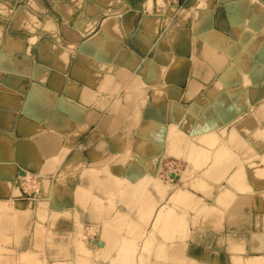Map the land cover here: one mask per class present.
Returning <instances> with one entry per match:
<instances>
[{"label":"crops","instance_id":"crops-1","mask_svg":"<svg viewBox=\"0 0 264 264\" xmlns=\"http://www.w3.org/2000/svg\"><path fill=\"white\" fill-rule=\"evenodd\" d=\"M163 1L0 0V264L83 249L115 264L122 247L119 264H140L141 244L114 240L157 200L163 161L185 160L169 152L175 126L217 132L195 162L203 183L186 180L207 204L188 214L180 258L264 264V0ZM225 187L227 204H212Z\"/></svg>","mask_w":264,"mask_h":264},{"label":"rangeland","instance_id":"rangeland-1","mask_svg":"<svg viewBox=\"0 0 264 264\" xmlns=\"http://www.w3.org/2000/svg\"><path fill=\"white\" fill-rule=\"evenodd\" d=\"M255 114H257V113H255ZM171 132H172V135L176 133L177 136L183 138L186 142L190 138L192 141L198 142V144H201V142H202L200 139H197V140L194 139V137L199 138V136H200L199 134L198 135L186 134L182 128L179 129L176 126L171 128ZM203 134H205V133H202V135ZM213 137H216V134H214ZM214 139H216V138H214ZM213 143L214 142L211 140V143L208 145L212 146ZM218 148L219 147H217V149ZM194 161L195 160H193L191 158L190 159L185 158V160H177L176 159V160H174V162H172L170 160H168V161L165 160L162 163L163 167H162L161 173H160V171H158L159 174L157 176H159V178H157V177L154 178V175H153L152 179L150 178L151 181H153V183L158 188V189L156 188L157 196L155 198L156 199L160 198L161 197L160 195L163 194V197L161 198V202H163V204H162L163 209L167 210L168 213L170 212V215L165 216L163 221H166L168 223V225L170 226V229H167V231L164 230V232L162 234H160L157 230L156 231L157 236L154 237L155 232H154V229L151 227H152V225H154L153 217L155 215V212L157 211V208H159V205L157 206V200L155 201L154 199H153L154 201H152V205L150 206V209L148 206V209L150 210V214L149 213H147V215L139 214L140 217L143 219V221L141 223H139V224L138 223H127V224H129L128 225V232L132 234V237H134L135 240L137 239L136 240L137 243H136V241L133 240V249H136V251H138L140 244L142 246V252L139 255H137V252H135V261L137 258V262H140V264H144L145 262H150L151 260L152 261L153 260L162 261L163 263H165V262L170 263L172 261H174V262L177 261L179 264H182V263L186 264L185 263L186 259H184V260L181 259L179 256V254H180L179 252H180V248L183 247L182 241H183V237L185 234L184 229L187 228L186 230H188V223H187V221L189 219L188 214L192 211V209H194L192 211V213H193L194 211L198 210L200 205L207 204L203 200L204 195H198L196 193H192L191 190H189V187L187 186V182H186L187 179H190L191 181L197 180V181H200L203 183V181L201 179L205 176V174H203L202 171L198 172V169H197V167L199 168V166L201 165V161H200V163H195L197 161H195V162ZM214 175L216 176V174H214ZM206 176H207V178L208 177L213 178V177L209 176V174H206ZM30 180H31L30 178L23 180L24 181L23 186L28 187L30 185V184H28V181H30ZM159 181H162V182H159ZM31 183H33V182H31ZM184 185H186V186H184ZM36 186L37 185H35V187ZM180 187L183 189H186L187 193L182 197H177V199L172 200L170 195L172 194L173 191H175L176 189H178ZM31 191H32V189L29 190L28 192H31ZM26 193H27V191H26ZM30 196L32 197L33 195H30ZM216 196H217V194L210 201L212 204H214V203L220 204L216 200ZM222 204L225 205V203H222ZM109 205L113 206L111 201L109 202ZM120 215H122V213ZM125 217H126V215L123 218H121V216H120V219H123V221H125ZM178 217H179V219H178ZM152 219H153V222H152ZM154 226L155 227L159 226L158 223H156V220H155ZM174 228L176 231L174 230ZM172 230H174V231H172ZM159 231L162 232L161 229H159ZM88 233H90V235H91V233H92L91 228H89ZM82 238H84V237L82 236ZM86 239H88V238H86ZM139 241H140V243H139ZM76 243H77V250L81 251L82 250V248H80L81 242H79L77 239ZM154 243H157L156 248L153 247ZM168 245H169V248H168ZM154 248H155V250H153ZM144 252H146V253H144ZM169 252H170V255H169ZM98 257L100 258V260L102 259V261L105 258L104 254L103 255L99 254ZM21 259L24 260V262L27 261L25 255H21ZM133 259H134V257H133ZM244 261L246 264L251 263L250 259H244ZM111 262H112V260H111ZM242 262H243L242 259L241 260L239 259L236 261V264H241ZM60 264H66V263H60ZM68 264H96V263L91 262L90 251L83 249L81 251V254L77 255L74 262L68 263ZM190 264H197V262H195L194 260H191Z\"/></svg>","mask_w":264,"mask_h":264},{"label":"bare ground","instance_id":"bare-ground-1","mask_svg":"<svg viewBox=\"0 0 264 264\" xmlns=\"http://www.w3.org/2000/svg\"><path fill=\"white\" fill-rule=\"evenodd\" d=\"M118 2V1H117ZM164 3H166L167 5H170L171 3L169 2H167V0H164L163 1ZM115 3V2H114ZM119 5H121V2H120V4ZM172 5V4H171ZM75 6V5H74ZM119 9V8H118ZM172 9V8H171ZM264 9V8H263ZM171 11V10H170ZM257 11H258V9H257ZM262 12V11H261ZM26 14V13H25ZM24 15V14H23ZM32 16V15H31ZM117 16V15H116ZM199 16V15H198ZM110 17V16H109ZM10 20V19H9ZM107 20V19H106ZM83 22H85V21H83ZM198 22V21H197ZM204 22H205V20H204ZM124 23V22H123ZM142 24H144V23H142ZM199 24V23H198ZM103 25V24H102ZM101 25V26H102ZM145 25H146V23H145ZM144 25V26H145ZM197 25V24H196ZM200 25V24H199ZM236 25V24H235ZM202 26V25H201ZM147 27V26H146ZM150 27V26H149ZM197 27H198V25H197ZM233 28V27H232ZM113 29V28H112ZM138 29V28H137ZM150 29V28H149ZM149 29H148V31H149ZM152 29V28H151ZM238 29V28H237ZM236 29V30H237ZM103 30V29H102ZM257 30V29H256ZM135 31V30H134ZM153 31H154V29H153ZM217 31V30H216ZM155 32V31H154ZM237 32V31H236ZM131 33V32H130ZM209 33V32H208ZM228 33V32H227ZM107 34V33H106ZM4 35V34H3ZM183 35H184V33H183ZM206 36V35H205ZM225 36H227V35H225ZM174 37V36H173ZM259 37H260V35H259ZM104 38H106V37H104ZM109 38V37H108ZM215 38V37H214ZM177 39V38H176ZM211 39V38H210ZM234 39V38H233ZM3 40V39H2ZM179 41H180V39H179ZM223 41V40H222ZM263 41V40H262ZM118 42V41H117ZM172 42V41H171ZM189 42V41H188ZM216 42H218V41H216ZM234 42V41H233ZM232 42V43H233ZM236 43V42H235ZM116 44V43H115ZM143 44V43H142ZM155 44V43H154ZM189 44H191V41H190V43ZM238 44V43H237ZM144 45H146L145 43H144ZM234 45V44H233ZM236 45V44H235ZM256 46H257V44H255ZM143 46V45H142ZM191 46V45H190ZM210 46V45H209ZM85 47V46H84ZM149 47H151V46H149ZM165 47V46H164ZM224 47V46H223ZM141 48V47H140ZM144 48V47H143ZM147 49H148V46L146 47ZM183 48V47H182ZM210 48V47H209ZM211 48H213L212 46H211ZM259 48V47H258ZM103 50V49H102ZM120 50V49H119ZM122 50V49H121ZM189 50V49H188ZM250 51V50H249ZM94 52V51H93ZM98 52V51H97ZM129 52V51H128ZM209 52V51H208ZM99 53V52H98ZM155 53H157V51L155 52ZM187 53V52H186ZM211 53V52H210ZM210 53H208V54H210ZM117 54V53H116ZM152 54V53H151ZM220 54V53H219ZM229 54H231V53H229ZM156 55V54H155ZM158 55V54H157ZM211 55V54H210ZM126 56V55H125ZM168 56V55H167ZM151 57V56H150ZM164 57V56H163ZM204 57V56H203ZM208 57V56H207ZM171 58V57H170ZM105 59H106V57H105ZM113 59V58H112ZM133 59V58H132ZM131 59V60H132ZM220 59V58H219ZM171 60V59H170ZM233 60V59H232ZM84 61V60H83ZM172 61V60H171ZM227 61V60H226ZM225 61V62H226ZM95 62V61H94ZM148 62V61H147ZM158 62V61H157ZM218 62V61H217ZM86 63V62H85ZM98 63V62H97ZM102 63H105V62H102ZM155 63V62H154ZM206 64V63H205ZM222 64V63H221ZM171 65V64H170ZM96 66V65H95ZM100 66V65H99ZM98 66V67H99ZM119 66V65H118ZM139 66V65H138ZM141 66V65H140ZM153 66V65H152ZM159 66V65H158ZM224 66V65H223ZM102 67V66H101ZM115 67V66H114ZM120 67V66H119ZM232 67V66H231ZM104 68V67H103ZM103 68H101V69H103ZM108 68V67H107ZM113 68V67H112ZM111 68V69H112ZM127 68V67H126ZM154 68V67H153ZM160 68V67H159ZM172 68V67H171ZM211 68V67H210ZM98 69H100V68H98ZM142 69V68H141ZM177 69V68H176ZM105 70V69H104ZM116 70V69H115ZM131 70V69H130ZM147 70V69H146ZM149 70H150V67H149ZM204 70H206V68L204 69ZM156 72H157V69H156ZM168 72V71H167ZM183 72V71H182ZM188 72V71H187ZM213 72V71H212ZM118 73V72H117ZM149 73H150V71H149ZM191 73V72H190ZM189 73V74H190ZM235 73H236V71H235ZM235 73H234V75H235ZM146 74V73H145ZM151 74V73H150ZM231 74V73H230ZM233 74V73H232ZM118 75V74H117ZM131 75V74H130ZM147 75V74H146ZM171 75V74H170ZM179 75V74H178ZM195 75V74H194ZM198 75V74H197ZM183 76H185V75H183ZM182 76V77H183ZM236 76H237V74H236ZM158 77V76H157ZM197 77V76H196ZM237 77H239V76H237ZM201 78V77H200ZM234 78V77H233ZM236 78V77H235ZM159 79V78H158ZM157 79V80H158ZM238 79V78H237ZM185 80V79H184ZM199 80V79H198ZM175 81V80H174ZM202 81V80H201ZM167 83H168V81H167ZM177 83V82H176ZM202 83H203V81H202ZM205 84H207V83H205ZM169 85V84H168ZM157 86V85H156ZM160 87V86H159ZM157 88V87H156ZM176 89V88H175ZM171 90V89H170ZM121 92V91H120ZM168 92V91H167ZM181 92V91H180ZM178 93V92H177ZM207 93H208V91H207ZM210 93V92H209ZM208 93V94H209ZM170 94V93H169ZM171 95H173V93L171 94ZM170 95V96H171ZM178 95V94H177ZM212 95V94H211ZM211 97V96H210ZM235 98V97H234ZM177 99V98H176ZM209 99V98H208ZM175 100V99H174ZM164 101V100H163ZM151 102V101H150ZM167 102V101H166ZM86 104V103H85ZM124 104V103H123ZM126 104V103H125ZM159 104V103H158ZM236 104H237V102H236ZM130 105V104H129ZM120 106V105H119ZM126 106V105H125ZM128 106V105H127ZM148 106V105H147ZM128 107H130V106H128ZM146 107V106H145ZM152 107V106H151ZM126 108V107H125ZM123 109V108H122ZM132 109V108H131ZM118 110V109H117ZM121 110V109H120ZM158 110V109H157ZM123 111V110H122ZM159 111V110H158ZM161 111V110H160ZM150 112V111H149ZM195 113H196V111H194ZM117 113V112H116ZM159 114H160V112H159ZM211 114V113H210ZM120 115V114H119ZM146 115V114H145ZM215 115V114H214ZM214 115H212V116H214ZM121 117V116H120ZM159 117H160V115H159ZM119 118V117H118ZM211 118V117H210ZM215 119V118H214ZM141 120V119H140ZM126 121H127V119H126ZM139 121V120H138ZM143 122H144V120H142ZM172 121H173V119H172ZM228 121V120H227ZM145 122H147V121H145ZM215 122V121H214ZM123 123H125V122H123ZM168 123V122H167ZM141 124V123H140ZM136 125V124H135ZM137 125H139V124H137ZM165 126V125H164ZM164 126H162V128L164 127ZM211 127V126H210ZM132 128V127H131ZM212 129V128H211ZM133 131V130H132ZM204 132V131H203ZM138 134V133H137ZM214 134H216L217 135V132H215V131H210V132H206L205 134H200V136H199V138L198 137H194V139L195 140H197V139H200L202 142H201V144H198V142H196V141H192L191 140V138L190 139H188V141L186 142L183 138H181V137H179V136H177L176 135V133L175 134H173L172 135V132H171V128L169 129V137H168V139H169V142H170V146H169V152H178L180 149H183L184 151H185V154H186V156L184 157V158H191V159H193V160H197L198 161V157H201L202 158V156L206 153V149H205V147H204V145H203V142H206L207 144H210L211 143V140L212 141H214L213 139L215 138V137H213L214 136ZM132 135V134H131ZM202 136V137H201ZM160 138H162V137H160ZM140 139V138H139ZM152 139V138H151ZM131 140V139H130ZM138 140V139H137ZM145 140V139H144ZM141 141V140H140ZM132 142V141H131ZM142 142H143V140H142ZM142 142H141V144H142ZM149 143V142H148ZM147 143V144H148ZM150 143H151V141H150ZM146 145V144H145ZM181 145H184V148H181ZM133 146H134V144H133ZM136 146V145H135ZM155 146V145H154ZM129 147V146H128ZM144 148V147H143ZM129 149V148H128ZM142 149V148H141ZM155 149V148H154ZM144 150V149H143ZM143 152V151H142ZM149 152V151H148ZM156 152V151H155ZM123 153V152H122ZM154 153V152H153ZM146 155H149V154H146ZM156 156V155H155ZM128 159V158H127ZM80 160V159H79ZM142 160V159H141ZM64 161V160H63ZM194 161V162H195ZM199 162V161H198ZM253 165H255L256 167H257V164H253ZM123 166V165H122ZM116 167V166H115ZM140 167V166H139ZM144 167V166H143ZM259 167V166H258ZM257 167V171H259L260 172V168H258ZM111 168V167H110ZM138 169V168H137ZM142 169V168H141ZM57 170V169H56ZM145 170V169H144ZM113 171V170H112ZM157 172V171H156ZM29 173V172H28ZM116 173V172H115ZM134 173H136L135 171H134ZM143 173V172H142ZM23 174V173H22ZM159 174V172H157V173H153V175H154V178L155 177H157V178H159V176H157ZM261 174H262V172H261ZM26 176V175H25ZM141 176V175H140ZM151 179L153 178V176H151L150 177ZM130 179V178H129ZM142 181V180H141ZM159 182H162V181H159ZM36 185V184H35ZM71 193V192H70ZM83 193V192H82ZM187 193V191H186V189H183V188H178V189H176L175 191H173L172 192V194L170 195V197H171V199L172 200H174V199H177V197H182V196H184L185 194ZM72 194V193H71ZM228 194H230V191H229V189L228 188H224V189H222V190H219L218 191V193H217V196H216V200L220 203V204H222V203H225V204H227V202H228V200H229V198H230V196L228 195ZM72 196V195H71ZM161 197L160 198H157V206L159 205V208H157V211L155 212V215H154V225H155V220H156V223H158V227H155L154 225H152V227L151 228H153L154 229V232H155V234H154V237H156L157 236V233H156V231L158 230V232L160 233V234H162L163 232H164V230L165 231H167V229H170V226L168 225V223L166 222V221H163V219H164V217L165 216H167V215H170V212L168 213L167 212V210H164L163 209V206H162V204H163V202H161V198L163 197V194H161L160 195ZM154 201V200H153ZM149 201L148 200H145L144 202L142 201V203L144 204V210H145V206H146V212H144V214L143 215H147V213H149L150 214V206L152 205V201H151V203H148ZM217 204V203H216ZM148 206H149V209H148ZM171 209V208H170ZM143 210V211H144ZM178 219H179V217H178ZM158 220V221H157ZM157 225V224H156ZM86 229V228H85ZM89 229V228H88ZM93 229V228H92ZM159 229H161V231L162 232H160L159 231ZM89 232V231H88ZM108 236H109V234H108ZM163 236V235H162ZM104 237H106V236H104ZM158 239V238H157ZM133 240L134 241H136L135 240V238L134 237H130V238H123V239H119V238H115V242H114V245H120L121 244V246H124V247H126V248H128V247H133ZM102 241L103 240H101V243H102ZM121 241V242H120ZM93 243H94V240L92 241ZM136 243H137V241H136ZM161 243V242H160ZM104 245L106 246L107 245V240L105 241L104 240ZM103 245V248L105 247ZM157 245V243H154V245H153V247H157L156 246ZM161 245V244H160ZM155 248L153 249V250H155ZM168 248H169V245H168ZM121 250H123V247L120 249V251H119V253H118V255L117 256H115V258L113 257L112 258V263H114V261H115V264H119V263H121L122 261H124L125 260V256L127 255H123L122 253H121ZM104 251V250H103ZM105 252V251H104ZM155 252V251H154ZM171 252V251H170ZM170 252H169V255H170ZM172 253V252H171ZM112 254V253H111ZM129 259L130 260H134L133 259V256L131 255L130 257H129ZM119 262V263H118ZM72 263V262H71ZM53 264H60L59 262H55V263H53ZM66 264H68V263H66Z\"/></svg>","mask_w":264,"mask_h":264},{"label":"built area","instance_id":"built-area-1","mask_svg":"<svg viewBox=\"0 0 264 264\" xmlns=\"http://www.w3.org/2000/svg\"><path fill=\"white\" fill-rule=\"evenodd\" d=\"M167 1H176V0H167ZM23 178H26V177H23ZM28 178H30V177H27L26 179H28ZM30 179H31V178H30ZM31 182L35 183V180L32 181V179H31L30 181H28V184L31 183ZM34 189H36V190H32V191H33V194L37 192L38 188H35V187H34Z\"/></svg>","mask_w":264,"mask_h":264},{"label":"water","instance_id":"water-1","mask_svg":"<svg viewBox=\"0 0 264 264\" xmlns=\"http://www.w3.org/2000/svg\"><path fill=\"white\" fill-rule=\"evenodd\" d=\"M98 244H100V243H98Z\"/></svg>","mask_w":264,"mask_h":264}]
</instances>
